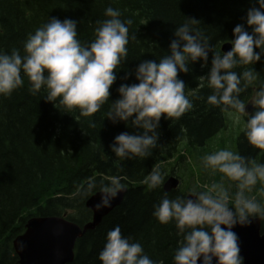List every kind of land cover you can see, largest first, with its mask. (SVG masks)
I'll list each match as a JSON object with an SVG mask.
<instances>
[{"label":"clouds","instance_id":"9594fccd","mask_svg":"<svg viewBox=\"0 0 264 264\" xmlns=\"http://www.w3.org/2000/svg\"><path fill=\"white\" fill-rule=\"evenodd\" d=\"M106 19L97 21L89 42L78 39L79 22L48 18L23 42V53L12 48L0 50V97H10L25 83L32 95L46 94L44 100L63 113L78 112L88 117L107 104L105 118L113 124L124 123L135 129L132 134L117 135L109 146L121 160L147 159L159 143L160 120H178L193 110L185 92V82L178 74H188L190 65L201 68L211 63L199 79L209 89L206 103L243 118V135L252 148L264 150V84L247 103L241 94L258 81L253 66L264 57V0H253L232 31L231 50L216 51L209 38L197 27L200 21L185 18L173 31L167 54L157 60H143L133 72L136 83H121L118 99L109 101L110 88L128 56L131 20L122 19L119 9L107 7ZM135 37H133L134 39ZM258 50V51H257ZM251 66L242 72L238 67ZM251 104L254 111H245ZM201 169L220 181L203 186L192 185L183 196L170 197L163 191L153 205L152 216L162 225L173 224L179 238L173 252V264H244L239 237L233 229L247 227L253 220H264V202L251 195L257 185H264V163L242 156L228 148L204 155ZM167 177L153 168L144 183L149 190L163 189ZM90 183L87 194L96 189ZM234 189V191H233ZM126 191L118 178L99 189L97 211L110 208L117 196ZM264 197V190L260 192ZM97 259L101 264H162L152 259L139 240L123 236L119 226L109 230Z\"/></svg>","mask_w":264,"mask_h":264},{"label":"trees","instance_id":"16d2710c","mask_svg":"<svg viewBox=\"0 0 264 264\" xmlns=\"http://www.w3.org/2000/svg\"><path fill=\"white\" fill-rule=\"evenodd\" d=\"M252 3L253 0H0V50L17 48L23 53L27 34L51 17L78 21V39L89 42L96 22L106 19L104 10L117 8L121 18L132 24L127 59L109 90L111 102L118 99L116 89L121 83H136L134 76L121 79L126 72H133L143 60L159 61L167 54L173 31L185 18L200 21L197 27L209 38L210 45L222 51L221 45L233 39V28L243 23ZM210 63L211 54L208 66L201 68L197 62L190 65L188 74H178L194 108L178 120L161 117L159 145L143 160H121L111 153L109 146L117 135L136 130L106 119L107 104L88 117L76 111L63 113L44 100L43 91L32 95L26 77L24 85L10 97H0V264H19L12 241L25 230L30 217L66 213L69 220L83 224L91 219L85 200L114 178L128 187L121 204L77 239L73 260L68 264H101L98 254L107 232L115 226L120 227L123 236L139 240L152 259L173 264L179 239L176 228L173 224L162 225L152 216L153 205L166 190H149L144 180L155 167L166 176L164 162L177 154L181 156L186 146L204 147L223 127L225 112L206 103L211 89L199 79L208 72ZM248 67L251 66L235 71ZM253 68L259 79L241 94L246 103L264 84V57ZM253 111L252 107L248 113ZM241 133L239 154L264 160V150L252 148ZM226 148L235 152L232 141ZM93 182L96 189L84 194ZM187 189L169 190V196H183ZM262 190L264 185L259 187ZM259 199L264 202L260 194Z\"/></svg>","mask_w":264,"mask_h":264},{"label":"water","instance_id":"95a60500","mask_svg":"<svg viewBox=\"0 0 264 264\" xmlns=\"http://www.w3.org/2000/svg\"><path fill=\"white\" fill-rule=\"evenodd\" d=\"M222 49L227 52L230 50V45L225 43ZM178 182L177 178L171 177L164 183V189L175 188ZM124 194L125 191L119 194L112 201L110 208L99 211L95 208L100 199L98 192L91 196L86 201V205L93 211L92 221L82 227L59 216L31 218L26 224L25 232L13 241L19 264H67L71 262L77 238L87 229L93 228L103 216L120 204ZM233 231L239 237L240 255L244 257V264H264V231H261L260 221L253 220L247 227L236 226Z\"/></svg>","mask_w":264,"mask_h":264},{"label":"rangeland","instance_id":"374dc122","mask_svg":"<svg viewBox=\"0 0 264 264\" xmlns=\"http://www.w3.org/2000/svg\"><path fill=\"white\" fill-rule=\"evenodd\" d=\"M236 114L225 112L223 115L224 125L212 136L202 148L186 146L184 147V161L177 163L173 161L171 164H174V170L172 173L176 175H181L182 186L180 188L185 190L190 188L195 183L203 186L205 184L211 183V179L214 178L217 181V177L210 174H206L200 166V160L204 155L210 154L211 152L219 149L226 148L227 142L232 141L235 147V152L238 151V139L242 136L241 130L243 129L244 119L238 120L237 117H234ZM239 121V122H238ZM230 150V148H228ZM258 163H264V160L257 159ZM167 173H171L170 165L165 166ZM187 189V190H188ZM234 191V189H233ZM255 193V189L251 195Z\"/></svg>","mask_w":264,"mask_h":264}]
</instances>
